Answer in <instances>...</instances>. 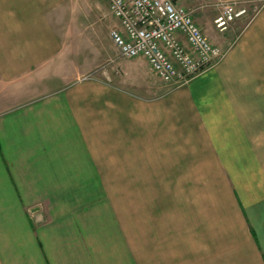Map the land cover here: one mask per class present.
<instances>
[{
	"label": "crops",
	"instance_id": "0c3cea01",
	"mask_svg": "<svg viewBox=\"0 0 264 264\" xmlns=\"http://www.w3.org/2000/svg\"><path fill=\"white\" fill-rule=\"evenodd\" d=\"M174 1L226 54L160 90L76 0H0V264H264V0Z\"/></svg>",
	"mask_w": 264,
	"mask_h": 264
},
{
	"label": "built area",
	"instance_id": "2783aa9c",
	"mask_svg": "<svg viewBox=\"0 0 264 264\" xmlns=\"http://www.w3.org/2000/svg\"><path fill=\"white\" fill-rule=\"evenodd\" d=\"M105 1L118 20L110 36L121 54L144 56L170 88L187 84L226 54L207 37L194 18L193 8L174 0ZM238 4L237 0L221 2L220 13L214 18L216 28L226 30L233 20L247 13V8Z\"/></svg>",
	"mask_w": 264,
	"mask_h": 264
},
{
	"label": "rangeland",
	"instance_id": "374dc122",
	"mask_svg": "<svg viewBox=\"0 0 264 264\" xmlns=\"http://www.w3.org/2000/svg\"><path fill=\"white\" fill-rule=\"evenodd\" d=\"M210 1L214 2V0ZM237 1L239 3L238 5L247 8V13L240 17H237L229 24L228 27H231V25H233L232 23H236L237 21H242L244 23L247 22L252 17V14L255 11V9L250 7L249 3L246 0ZM76 12L79 24L78 31L84 35L90 36L92 39L93 35L94 39L102 41H104L105 37H107L109 29L115 26V24H113L112 22L117 20V18L109 11L108 4L105 0H76ZM125 59L129 62L135 60V58L130 59V57L127 56H125ZM143 60L147 64V68L146 66L144 68V76L146 77V79H149L151 81L154 80L158 88L160 90H164V87L162 88L163 83L161 78L156 74L155 71L151 69L147 61L145 59ZM167 88L169 89L170 87Z\"/></svg>",
	"mask_w": 264,
	"mask_h": 264
}]
</instances>
